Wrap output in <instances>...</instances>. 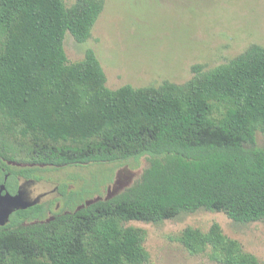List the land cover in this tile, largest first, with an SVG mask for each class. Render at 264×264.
Returning a JSON list of instances; mask_svg holds the SVG:
<instances>
[{
	"label": "trees",
	"instance_id": "obj_1",
	"mask_svg": "<svg viewBox=\"0 0 264 264\" xmlns=\"http://www.w3.org/2000/svg\"><path fill=\"white\" fill-rule=\"evenodd\" d=\"M103 4L0 0V156L58 167L147 155L148 166L109 199L48 223L22 225L35 210L13 212L0 226V264H144V230L125 222L201 208L264 220V46L211 69L194 64L184 83L111 89L93 49L68 63L63 45L66 31L78 42L91 36ZM212 101L227 105L222 117ZM178 239L192 253L210 245L222 264H260L217 223Z\"/></svg>",
	"mask_w": 264,
	"mask_h": 264
},
{
	"label": "rangeland",
	"instance_id": "obj_2",
	"mask_svg": "<svg viewBox=\"0 0 264 264\" xmlns=\"http://www.w3.org/2000/svg\"><path fill=\"white\" fill-rule=\"evenodd\" d=\"M63 1L69 7L75 0ZM103 2L91 36L78 42L66 31L63 45L68 63L82 60L86 49H93L111 89L125 84L158 86L165 80L184 83L192 77L194 64L211 69L252 44L264 46V0ZM211 105L215 118L226 112L223 101H212ZM256 140L264 149V128L257 131ZM148 160L144 155L122 162L58 167L42 164L39 174L44 181L67 180L74 189L84 186L87 191L74 209L121 191L140 177ZM213 223L264 264V220L236 222L223 211L201 208L158 223L131 220L124 225L144 230L143 246L148 255L144 264H222L213 259L210 245L192 253L178 239L186 227L206 232Z\"/></svg>",
	"mask_w": 264,
	"mask_h": 264
},
{
	"label": "flooded vegetation",
	"instance_id": "obj_3",
	"mask_svg": "<svg viewBox=\"0 0 264 264\" xmlns=\"http://www.w3.org/2000/svg\"><path fill=\"white\" fill-rule=\"evenodd\" d=\"M41 165L42 164L34 165L26 162L12 161L0 156V187L4 185L1 193L5 194L8 192L11 195H15L21 190L25 191L31 200L36 201L34 205L25 208L35 210V212L31 220H22V225L48 223L53 221L58 215L70 213L72 210H78L82 207L76 205L74 209L72 208L74 204L83 197L84 193L87 191L86 188L83 186L79 189H74L67 180H42L43 177L39 174L42 168L40 167ZM9 167L13 169H36L31 176H28L19 172L12 173ZM40 181L46 183L41 184ZM29 187L32 189H29Z\"/></svg>",
	"mask_w": 264,
	"mask_h": 264
},
{
	"label": "water",
	"instance_id": "obj_4",
	"mask_svg": "<svg viewBox=\"0 0 264 264\" xmlns=\"http://www.w3.org/2000/svg\"><path fill=\"white\" fill-rule=\"evenodd\" d=\"M4 185L0 187V226H4L8 223L10 214L18 209H25L36 203L35 200H31L25 191L19 190L15 195H11L6 192L2 194ZM118 191H114L110 196H114ZM106 198V199H109ZM97 200L86 203L85 205L91 204ZM84 205H82L83 207Z\"/></svg>",
	"mask_w": 264,
	"mask_h": 264
}]
</instances>
